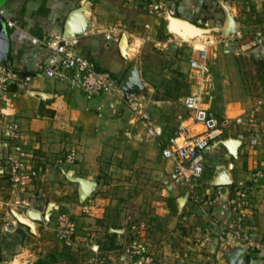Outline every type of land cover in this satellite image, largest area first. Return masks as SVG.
<instances>
[{
    "label": "crops",
    "instance_id": "crops-1",
    "mask_svg": "<svg viewBox=\"0 0 264 264\" xmlns=\"http://www.w3.org/2000/svg\"><path fill=\"white\" fill-rule=\"evenodd\" d=\"M158 1L161 2L163 9L159 14L152 15L149 13L148 1L144 2V9L135 10L128 2H124L122 4L124 6L119 7L114 3H109L108 6L101 3L97 6V0H0V7L5 9L7 19L15 24L9 27L4 19L0 18V66L14 74V82L4 96L2 108L7 123L17 124L19 128L17 140L28 157H33V154L37 157L39 149L58 151L65 148V153H68L70 149H74L73 144L77 142L76 151L80 159L78 164L80 168L77 174L69 170L71 174L68 175L85 178V167L89 165L83 161V158H97L96 155H99L102 149L101 144L107 139L111 128L115 125L124 128V122H120L118 117L113 119V115L119 111L124 112L125 105L120 100L122 96L120 93L125 89L123 93L134 94L139 99L135 100L137 107L143 104L145 106L144 102H146V107L141 113L145 115L148 113L150 116L149 118L148 114L146 115L149 119L148 125L161 132V135L149 134L147 124L130 118L124 130L131 141H141L148 133L160 143L162 156L163 142L177 132L180 123L186 124L192 132L200 130V126L192 122L190 113L182 106L185 110L184 116L178 115L177 124L167 132L166 124L163 122L164 117L161 119L152 116L155 115V110L162 111L163 107L160 105L166 106V103L151 99L157 83L144 79V74L140 79L138 77L136 83L141 81L138 88L131 84L134 79L125 86L122 85L130 70L129 67L137 62L132 57L136 58V52L145 42H152L153 45L164 49L169 45L167 43L169 40L158 39L159 32L163 29L167 33L173 30L180 39L173 41L170 37L172 42L169 43L173 44L174 50L178 49L175 52H179L177 56L179 61L184 60L187 69L193 70L189 66L190 57L195 55V52L192 53V44L197 41H207L212 35L203 33L200 36L202 38L197 36L191 40L188 48L182 50L185 30L178 29L173 24L172 18L186 20L195 26L203 25L202 30H196L197 32L219 31L224 27L227 19L225 8L229 11L231 25L228 32L222 34L236 37L237 41L244 36V42L250 39L249 41L258 43L259 46L260 40L253 34H259L263 30L264 24L256 19V16L264 11V0H230L225 8L216 2L210 3L206 0ZM64 31L78 38L75 52L88 58L97 70L107 71L119 79L121 84L119 93L88 99L80 90L70 87L66 82L47 79L43 75V70L53 64V54L49 49L31 44V38L53 37L61 35ZM106 34H111V39L108 41L105 39ZM252 38L254 40H251ZM229 39L233 41L234 38ZM207 42L210 63L213 45L212 41ZM244 42L233 44L238 49V46H242ZM26 75L31 76L28 82L24 79ZM143 85L147 87V92L143 93L147 98L142 102L139 91L144 92ZM206 105L211 111L210 105L208 103ZM257 110H259L257 116L250 119L249 124L245 123L246 126L234 125L231 129L224 130L227 132L223 131L214 137L212 147L205 154L203 174L195 183L192 192L179 183L178 186L166 188L171 193H177L179 190L178 193H184V206L191 208L193 214L200 215V219L203 220L204 241L208 246L206 254L195 258V262L186 264L212 262L216 264L210 260L213 254L218 255L219 264H264V180H260V183L251 190L252 206L247 221L253 240L259 247L247 246L229 238L227 248L222 251L220 245L224 243L218 242L221 226L232 225L230 208L235 195L234 187L242 182L249 184L253 172L264 171V107L260 106ZM136 112L140 111L136 110ZM136 117L138 118L137 115ZM3 133V126L0 125L1 167L7 166L15 156L13 151L6 147L13 142L6 140ZM230 139L236 141L233 154L224 144ZM46 155L52 154L46 152ZM167 162L171 164L172 171V163ZM52 179L53 187L59 194L51 198V205L58 207L64 205L70 208L72 203L67 196L71 195L72 186L56 183V176ZM38 187L39 183L32 184L29 190L41 191ZM61 192L63 198L58 197ZM38 197L41 195L39 194ZM42 199H39V202H42ZM201 200H203L202 204H198ZM36 206L40 207V204H34L35 208ZM4 231L0 232V255L7 256L20 248L24 238L21 230L16 229L8 233Z\"/></svg>",
    "mask_w": 264,
    "mask_h": 264
},
{
    "label": "rangeland",
    "instance_id": "rangeland-1",
    "mask_svg": "<svg viewBox=\"0 0 264 264\" xmlns=\"http://www.w3.org/2000/svg\"><path fill=\"white\" fill-rule=\"evenodd\" d=\"M97 1V6L114 3L119 7L128 2L137 10L144 9L147 0ZM256 19L264 24V11ZM182 26L188 25L182 23ZM196 27L202 30L203 25L197 24ZM222 28L197 32L187 27L183 44L180 43L184 50L197 36L202 38L203 33L212 35L207 41H212L213 52L205 73L188 70L186 62L179 61V52H175L173 44L169 43L172 42L170 37L173 41L180 39L173 30L159 32L158 39L169 40L164 49L145 42L136 52V58L132 57L137 62L129 67L135 72L131 84L138 88L141 81L136 82L142 74L147 81L157 83L151 99L161 100L166 106L160 105L162 111L155 110V115H151L164 117L167 132L177 124L178 115L184 116L180 99L187 93L198 92L204 103L210 105L212 113L219 118L228 117L233 122L229 129L234 125L246 126L245 123L249 124L250 119L257 116V108L264 107V25L259 34H253L261 45L250 39L244 42L243 36L240 41L244 44L238 46L239 50L234 44L240 41L223 35L222 32L226 31ZM229 38L234 39L230 41ZM124 91L126 89L120 93L124 112L113 115V119L118 117L120 122H124V128L117 125L111 128L97 158H83L89 165L85 167V178L68 175L71 174L69 170L77 174L80 168L77 142L68 153H65V148L58 151L39 149L37 157L34 154L28 157L25 153L24 158L28 162L25 174L30 169L35 171V175H28V183L24 186L14 180L10 162L3 165L6 169L0 166V232L17 229L23 232L24 238L16 251L7 256L0 255V264H186L206 254L208 246L204 241V224L200 215L193 214L191 208L184 206V193H178L180 190L171 193L166 189L178 186V183L174 182L171 164L161 156L160 143L148 133L141 141H131L125 132L130 118L147 125L149 119L136 112H141L146 102L145 106L137 107L135 100L139 99ZM143 91H139L142 102L147 98L144 85ZM147 116L150 118L149 114ZM237 116L241 117V123H235L233 118ZM10 145L7 147L9 150ZM46 152L52 155L48 156ZM55 176L56 183L72 186L71 195H66L71 199L70 208L51 205V198L59 194L53 187L52 178ZM79 182L85 187L82 194L78 191ZM38 183L41 191L29 190L32 184ZM62 194L58 197L63 198ZM41 198L42 202H39ZM34 204H40V207L35 208ZM60 214L67 215L75 225L69 244L59 236ZM227 240L218 239L219 244L224 243L220 245L222 251L228 246ZM217 257L213 254L210 260L219 264Z\"/></svg>",
    "mask_w": 264,
    "mask_h": 264
},
{
    "label": "built area",
    "instance_id": "built-area-1",
    "mask_svg": "<svg viewBox=\"0 0 264 264\" xmlns=\"http://www.w3.org/2000/svg\"><path fill=\"white\" fill-rule=\"evenodd\" d=\"M147 1L150 14H159L163 9L161 2L158 0ZM206 1L210 3L216 2V4L222 5L223 8L227 7V0ZM0 18L4 19L9 27L15 25L13 21L7 19L6 11L2 7H0ZM65 32L53 37L31 38V44L39 48L49 49L53 54V64L43 70V75L47 79L66 82L70 87L80 90L88 99L104 94H116L121 88L119 79L107 71L97 70L88 58L75 52L78 38ZM105 39L107 41L110 40L111 34H106ZM207 43V41H197L191 46L192 53L195 52V55L190 57L189 66L200 73H205L209 69ZM199 45L203 46L197 47ZM24 79L28 82L31 80V76L26 75ZM13 82L14 74L7 72L4 67L0 66V125L3 126L5 139L13 142L10 148L15 156L10 161L12 164L10 172L14 176V180L20 181V184L24 186L28 183L29 176L35 175V171L29 169L28 174H25L28 162L24 158L26 154L17 140L19 128L15 122L7 123L2 108L4 96ZM181 103L190 113L192 122L200 126V130L192 132L186 124L180 123L177 132L163 142L162 156L173 165L172 176L174 182L184 185L192 192L195 183L203 174L205 154L212 147L214 137L227 130L233 122L231 123L227 118L215 116L198 92L184 95ZM138 114H141L140 116L144 119H148L145 114L141 112H138ZM241 122V117L236 118V124ZM147 126L149 134L161 135L159 130L154 129L150 125ZM68 158L70 159L71 157ZM260 180H264V171L258 170L253 172L248 182L249 184L242 182L234 187L235 195L230 208L232 225L221 226L218 237L220 241L231 238L238 242H243L247 246L259 247L253 240L247 221L249 210L252 206L251 190L260 183ZM58 225L60 238L65 239L67 244H69L75 225L65 214L58 215Z\"/></svg>",
    "mask_w": 264,
    "mask_h": 264
},
{
    "label": "water",
    "instance_id": "water-1",
    "mask_svg": "<svg viewBox=\"0 0 264 264\" xmlns=\"http://www.w3.org/2000/svg\"><path fill=\"white\" fill-rule=\"evenodd\" d=\"M225 11L227 13V19H226V22H225V25H224V30L226 32H228V30L230 29V25H231V18H230V15L228 14V9L225 8ZM172 22L173 24L178 28V29H184L185 31L188 30L186 29L187 27L190 28L189 30H198V28L194 25H192L191 23L187 22L186 20H183V19H178V18H172ZM182 23L185 24V25H188V26H185V28L182 26ZM134 75H135V72H134V69L131 68L127 74V77L126 79L124 80L123 82V86H125L126 84H128L130 82L131 79H134ZM225 146L227 147V149L229 150V152L231 154L234 153V147L236 145V141L235 140H227L226 142H224ZM85 190V187L84 185L80 182V185H79V194H82ZM182 201V200H181Z\"/></svg>",
    "mask_w": 264,
    "mask_h": 264
}]
</instances>
